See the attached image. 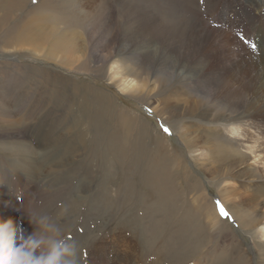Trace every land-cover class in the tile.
I'll return each mask as SVG.
<instances>
[{
  "label": "rangeland",
  "instance_id": "rangeland-1",
  "mask_svg": "<svg viewBox=\"0 0 264 264\" xmlns=\"http://www.w3.org/2000/svg\"><path fill=\"white\" fill-rule=\"evenodd\" d=\"M26 23L37 41L13 39ZM256 65L257 99L264 0H0V222L73 264H264V194L230 206L263 177L198 155L242 150L227 128L259 121Z\"/></svg>",
  "mask_w": 264,
  "mask_h": 264
},
{
  "label": "bare ground",
  "instance_id": "bare-ground-1",
  "mask_svg": "<svg viewBox=\"0 0 264 264\" xmlns=\"http://www.w3.org/2000/svg\"><path fill=\"white\" fill-rule=\"evenodd\" d=\"M27 25H28V23L25 24L24 31L20 32L19 36H16L15 38H13V39H15V41H20V42L29 41V42H31V40H35V41L38 40L36 32L32 31L33 28H31L30 26H27ZM210 31L211 30H207V31H205L204 34H202V38H201L202 44L212 42V35L210 36ZM167 38H168V36H167ZM168 39H171V38H168ZM215 40L218 43V37ZM63 44H64L63 42H60L57 45L60 47ZM55 45H56V42H55ZM188 45L189 44H188V40H187L186 46H188ZM167 46H168V43H167ZM166 48L167 47H165V49ZM170 48L172 50L173 47H170ZM238 49H236V48L233 49V52H232L233 58L231 60V65L236 66V69H237L236 70V76H240L244 67L248 64L242 59L243 56L241 55V52L238 51ZM186 50H189V49L186 48ZM238 52H239V54H238ZM187 54H188V51L184 53V55H187ZM235 58H236V60H235ZM256 69H258V65L252 66L251 71L249 72V76L246 75L245 78L248 80V88H247V95H248L247 98L249 99L248 103H253L254 105H257V106H255L257 108V110H255V114L257 115V118L259 121L257 122L253 119L247 123L239 124V127H232V125H231L227 128V132L229 133L231 138L232 137L236 138L239 141V146L241 147L242 150L239 151L238 155L235 154L233 156V153L228 152L222 157L219 156L217 153H215V155L212 156V154L209 153L208 148L207 149L203 148V150L202 149L198 150L199 151L198 155L205 156V157H207L209 155L208 159L210 161L209 160L208 161L215 164V165H218V169L214 168L211 171L213 173V176L223 177L224 175H227L228 169H230L231 166H236V163H238L240 165L244 160V158H241V156H245L246 161L249 162L248 164H250L254 169V171L251 172L254 175V177L260 176V177H263L262 180H264V149H261L259 151L256 150V143H255V140L253 137V133L250 130V129H254L257 132V134L261 137L260 143L264 144V95H262L256 99V97H257L256 96V92H257L256 90H258L259 79L262 77L263 74L261 75L260 73L256 72L255 71ZM123 80H124L123 82L126 84V86H123L124 90H135L136 89L137 84L132 78H129V79L124 78ZM235 125H237V124H235ZM185 140H186L185 143L191 145V141L189 143V139H185ZM210 148L212 149V146ZM229 156H233V157H229ZM237 176H238V174H237ZM248 176L252 177L250 175V173ZM256 186H254V187H256ZM230 188L232 190V194H230V195H233V193H234L233 199L235 200V205L231 204L230 206H231V209L234 211V214L237 217H240V213L238 212V208H236L238 203L247 204L250 207V208H248V210L253 211L255 208H257L256 206L259 204L258 203L259 196H261V194H264V186H260L254 192L248 194V198L245 200L242 198V197H244V195H242V196L238 195L237 189H232L233 187H230ZM226 198H227V196H226ZM237 220L240 222L241 219L238 218ZM253 221H254V219H253ZM256 222H257V220H256ZM256 225H257L256 230L258 232V229L261 226H264V222L260 223V224H256ZM258 235L260 236L261 233H259ZM256 236H257V234H256ZM18 239L19 238H17V239L12 238L14 248L20 247L19 246L20 244H17ZM69 255H71V253Z\"/></svg>",
  "mask_w": 264,
  "mask_h": 264
},
{
  "label": "clouds",
  "instance_id": "clouds-1",
  "mask_svg": "<svg viewBox=\"0 0 264 264\" xmlns=\"http://www.w3.org/2000/svg\"><path fill=\"white\" fill-rule=\"evenodd\" d=\"M232 127H239V125H232ZM256 143V150L264 149V144L260 143L261 137L254 129H250ZM12 218L3 219L0 222V264H73L72 261H64L63 257L72 252L69 243L64 240L52 244L47 251V254L38 252L41 241L29 239L20 244V247L14 248L12 241V233L9 231L13 223ZM31 223V218L29 217ZM20 231L24 227L18 224ZM261 233L260 239L264 240V226L258 229ZM71 241V238H68ZM85 249H80L79 255L81 261L84 260Z\"/></svg>",
  "mask_w": 264,
  "mask_h": 264
},
{
  "label": "snow or ice",
  "instance_id": "snow-or-ice-1",
  "mask_svg": "<svg viewBox=\"0 0 264 264\" xmlns=\"http://www.w3.org/2000/svg\"><path fill=\"white\" fill-rule=\"evenodd\" d=\"M166 133L169 132V129L167 128H164L163 129ZM217 208L219 210V213L220 215L223 217V218H229V213L225 210V208L220 204L219 201H217Z\"/></svg>",
  "mask_w": 264,
  "mask_h": 264
}]
</instances>
